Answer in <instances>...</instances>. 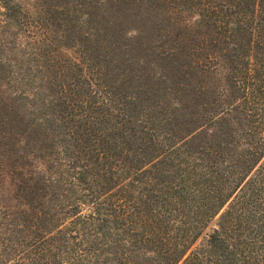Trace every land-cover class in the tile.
Masks as SVG:
<instances>
[{"label": "trees", "instance_id": "16d2710c", "mask_svg": "<svg viewBox=\"0 0 264 264\" xmlns=\"http://www.w3.org/2000/svg\"><path fill=\"white\" fill-rule=\"evenodd\" d=\"M0 264H264V0H0Z\"/></svg>", "mask_w": 264, "mask_h": 264}]
</instances>
